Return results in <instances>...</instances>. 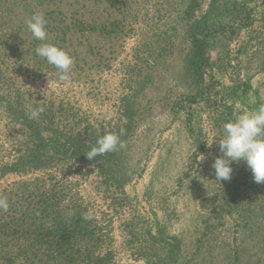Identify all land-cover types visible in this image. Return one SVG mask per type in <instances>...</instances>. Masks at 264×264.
<instances>
[{"label":"rangeland","instance_id":"obj_1","mask_svg":"<svg viewBox=\"0 0 264 264\" xmlns=\"http://www.w3.org/2000/svg\"><path fill=\"white\" fill-rule=\"evenodd\" d=\"M45 42L73 58L70 81L35 54ZM260 103L264 0H0V197L82 203L108 264H264V183L243 161L216 180L206 144ZM106 132L124 147L89 160Z\"/></svg>","mask_w":264,"mask_h":264},{"label":"trees","instance_id":"obj_2","mask_svg":"<svg viewBox=\"0 0 264 264\" xmlns=\"http://www.w3.org/2000/svg\"><path fill=\"white\" fill-rule=\"evenodd\" d=\"M51 146V143H43ZM51 187L0 213V264H108L107 234L78 201ZM91 215L90 220L84 216Z\"/></svg>","mask_w":264,"mask_h":264},{"label":"clouds","instance_id":"obj_3","mask_svg":"<svg viewBox=\"0 0 264 264\" xmlns=\"http://www.w3.org/2000/svg\"><path fill=\"white\" fill-rule=\"evenodd\" d=\"M28 31L39 41H46L48 37L47 20L42 12H34L26 22ZM35 54L47 61L57 69L58 78L61 81H70L73 58L62 48L52 43H41L35 48ZM43 111L42 108L31 110V117H38ZM123 134V130H121ZM219 137L218 140L214 138ZM213 143L218 144L222 155L214 159L212 165L216 180H230L233 173L231 165L243 161L253 175L257 184L264 183V103H260L255 110L244 111L238 114L233 120L223 125L222 134L214 135L211 142L206 143L212 147ZM120 135L113 132H106L99 136L94 145L85 154L89 160L97 156L112 153L123 148ZM204 157L200 160H203ZM221 184V183H220ZM9 202L6 197H0V210L7 212ZM91 215L86 214L85 220H90Z\"/></svg>","mask_w":264,"mask_h":264}]
</instances>
